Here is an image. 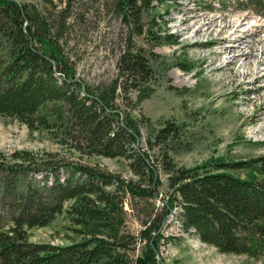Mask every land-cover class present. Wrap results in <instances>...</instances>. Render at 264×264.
<instances>
[{
    "label": "trees",
    "instance_id": "16d2710c",
    "mask_svg": "<svg viewBox=\"0 0 264 264\" xmlns=\"http://www.w3.org/2000/svg\"><path fill=\"white\" fill-rule=\"evenodd\" d=\"M168 1L179 0H116L115 7L131 32L159 45L167 37L143 19L156 4ZM192 1L210 11L228 3ZM231 4L264 15V0ZM53 33L49 21L27 3L0 0V116L31 131H48L69 151L125 158L137 178L67 159L60 151L1 153L0 264H178L161 249L178 239L166 236L173 221L222 253L262 254L264 155L214 158L187 167L168 148L151 153L181 132L179 125L166 122L155 142L143 146L139 119L132 116L131 92L141 91L142 98L153 90L146 86L154 78L151 59L157 54L130 38L116 78L93 85L78 76L74 60ZM128 195L138 200L131 209L142 225L139 234L127 228ZM63 213L78 239L62 245L30 240L31 229L48 226ZM139 243L142 252L134 257Z\"/></svg>",
    "mask_w": 264,
    "mask_h": 264
},
{
    "label": "rangeland",
    "instance_id": "374dc122",
    "mask_svg": "<svg viewBox=\"0 0 264 264\" xmlns=\"http://www.w3.org/2000/svg\"><path fill=\"white\" fill-rule=\"evenodd\" d=\"M19 1L49 21L53 35L74 60L78 76L90 84H107L116 78L130 38L157 54L151 59L154 78L146 86L153 90L142 98L141 91L131 92L132 116L139 119L143 146L155 142L166 122L179 125L181 132L154 146L151 153L168 148L175 161L187 167L214 158L234 161L264 155V15L238 8L231 4L233 0L218 11L192 0L156 4L143 21L166 36L167 43L152 45L131 32L116 11V0ZM18 149L60 151L67 159L137 178L125 158L69 151L48 131H31L16 119L0 116V154ZM234 172L245 176L243 170ZM131 203L137 205L138 200L128 195L127 228L139 234L142 225ZM72 227L63 213L48 226L31 229L30 240L67 244L79 238ZM166 230V236L178 237L161 247L170 263L178 259V264H264V252L258 256L222 253L184 232L176 221ZM142 248L139 243L132 256L141 254Z\"/></svg>",
    "mask_w": 264,
    "mask_h": 264
}]
</instances>
